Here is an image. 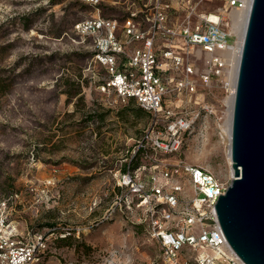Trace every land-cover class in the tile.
<instances>
[{
  "label": "rangeland",
  "instance_id": "1",
  "mask_svg": "<svg viewBox=\"0 0 264 264\" xmlns=\"http://www.w3.org/2000/svg\"><path fill=\"white\" fill-rule=\"evenodd\" d=\"M161 2L169 5L167 23L174 28L193 25L201 15L219 14L237 46L239 34L230 20L236 10L222 1ZM152 4L0 0V203L6 202L8 224L21 242L35 234L42 237L45 247L33 264H160L162 250L151 236L146 211L136 207L137 196L121 185L126 171L146 182L152 168L160 173L182 162L203 168L226 186L231 182L225 134L231 96L219 82L199 85L190 96L168 92L165 104L187 118L196 117L195 130L172 155L152 152L150 143L146 153L140 152L138 142L146 135H167L157 134L162 129L153 128L154 117L135 101L122 103L113 90H100L111 73L99 60L97 37L74 31L83 21L111 20L123 43L127 16L138 12L136 21L146 30L144 17ZM137 45L123 43L117 62ZM189 55L201 69L205 54L194 49ZM165 76L176 74L169 69ZM138 166H143L142 174ZM187 181L183 176L189 196ZM65 237L69 239L63 243Z\"/></svg>",
  "mask_w": 264,
  "mask_h": 264
},
{
  "label": "built area",
  "instance_id": "2",
  "mask_svg": "<svg viewBox=\"0 0 264 264\" xmlns=\"http://www.w3.org/2000/svg\"><path fill=\"white\" fill-rule=\"evenodd\" d=\"M219 1L228 9L246 8L244 0ZM168 9V4L153 0L150 12L144 17L148 24L146 30H141V22L136 21L138 12L127 16L121 28L126 38L123 43L138 45L119 63L116 55L123 53V43H119L114 34L115 21L98 19L74 25L76 33L97 37V48L102 54H98L99 60L109 66L110 79L100 90H113L122 103L135 101L154 117L153 128L162 129L157 134L167 135L166 138L146 135L138 142V150L146 153V143H150L148 147L152 152L165 156L178 151L184 137L195 130L196 120L165 104L166 94L190 96L196 93L199 85L206 87L219 82L229 96H234L229 67L237 51L219 14H214L216 20L211 19V14L201 15L193 25L174 28L167 23ZM194 49L205 54L201 69L190 61L189 54ZM169 69L174 70L176 77L168 79L165 76ZM170 82L173 85L169 90ZM157 118L163 119L162 124L156 123ZM143 169L138 166L136 170L142 174ZM157 169L152 168L146 182L134 180L126 171L121 185L137 196L136 207L146 211L145 221L152 229L151 236L162 250L160 264H244L227 244L215 213V204L228 186L203 168L182 162L163 167L160 173ZM183 176L188 179L189 196L183 187ZM7 207L5 201L0 203V264H33L45 247L42 237L35 234L33 240L21 242L8 224ZM191 250H197L198 255L191 257Z\"/></svg>",
  "mask_w": 264,
  "mask_h": 264
},
{
  "label": "water",
  "instance_id": "3",
  "mask_svg": "<svg viewBox=\"0 0 264 264\" xmlns=\"http://www.w3.org/2000/svg\"><path fill=\"white\" fill-rule=\"evenodd\" d=\"M232 178L215 204L220 229L244 264H264V0H251L230 124Z\"/></svg>",
  "mask_w": 264,
  "mask_h": 264
},
{
  "label": "bare ground",
  "instance_id": "4",
  "mask_svg": "<svg viewBox=\"0 0 264 264\" xmlns=\"http://www.w3.org/2000/svg\"><path fill=\"white\" fill-rule=\"evenodd\" d=\"M246 3V8L243 10H236L234 13H230V20L232 22V27L234 30L238 32V44L236 46V54L235 56H232L231 58V66L232 69L230 70L231 72V85L235 86V81H236V75H237V69H238V64H239V56H240V50L243 42V36H244V30L246 26V21L248 17V8L250 6L251 0H244ZM223 13H227V11H223ZM211 19L216 20V16L214 14H211ZM229 15V14H228ZM233 99L234 96L233 94L228 100V106H229V114H228V120L226 123V128H225V134L228 140V146L230 150V124H231V117H232V108H233ZM229 156V155H228ZM228 162L230 164V159L228 158ZM232 171L230 172V174Z\"/></svg>",
  "mask_w": 264,
  "mask_h": 264
},
{
  "label": "trees",
  "instance_id": "5",
  "mask_svg": "<svg viewBox=\"0 0 264 264\" xmlns=\"http://www.w3.org/2000/svg\"><path fill=\"white\" fill-rule=\"evenodd\" d=\"M129 102V101H128ZM125 171V169H124ZM69 238L68 237H65V238H62L61 241L64 243L65 241H67Z\"/></svg>",
  "mask_w": 264,
  "mask_h": 264
}]
</instances>
